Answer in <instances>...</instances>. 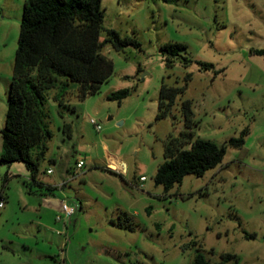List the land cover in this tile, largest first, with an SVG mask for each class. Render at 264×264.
Masks as SVG:
<instances>
[{
    "label": "rangeland",
    "instance_id": "1",
    "mask_svg": "<svg viewBox=\"0 0 264 264\" xmlns=\"http://www.w3.org/2000/svg\"><path fill=\"white\" fill-rule=\"evenodd\" d=\"M24 5L0 0V156ZM102 8V39L115 29L140 44L104 50L114 73L98 93L80 100L71 86L66 103L75 110L64 118L71 137L60 129L58 89L49 92L52 137L37 180L57 189L31 184L23 162L0 161V264H192L198 250L212 263L235 253L239 264H264V56L252 53L264 49V0H102ZM168 42L187 44L190 61L168 66L160 50ZM163 85L186 89L157 119ZM122 89L129 96L109 99ZM243 130L245 144L227 145L204 176L187 175L168 192L156 185L171 138L190 133L185 148L196 139L223 145ZM109 155L126 170L109 167ZM62 200L76 208L67 225L57 219Z\"/></svg>",
    "mask_w": 264,
    "mask_h": 264
},
{
    "label": "trees",
    "instance_id": "2",
    "mask_svg": "<svg viewBox=\"0 0 264 264\" xmlns=\"http://www.w3.org/2000/svg\"><path fill=\"white\" fill-rule=\"evenodd\" d=\"M104 12L102 0H25L19 44L16 52L13 75L8 88V109L1 129L2 151L0 161L11 165L23 162L30 170V183H37L50 193L57 186L46 185L37 180L41 159L47 153V141L52 137L50 114L47 109L49 92L58 89L54 96L58 113L64 120L67 110H75L66 103L71 86H77L80 100L99 92L101 85L114 73V63L104 50L113 47L123 50L140 43L131 37H123L115 29L107 30L101 38ZM188 46L180 42H168L160 50L167 58L168 66L177 59L190 60L183 55ZM252 53L264 56V49ZM199 66L212 69L214 65L199 61ZM188 76L187 78H189ZM186 87H161L157 119L166 117ZM129 89L109 95V99L121 100L129 96ZM187 128L195 124L192 102L182 103ZM66 137L73 135L72 124L63 121L60 126ZM247 130L239 137L230 138L218 145L211 140L196 139L191 148L183 146V139H170L165 144V161L159 165L154 176L156 185L170 191L175 184L183 182L187 175L204 176L218 167L225 155L227 145L242 147ZM47 195V193H43ZM149 211V208L147 209ZM213 253V252H210ZM235 253L221 254L220 261L212 263L198 250L192 264H239Z\"/></svg>",
    "mask_w": 264,
    "mask_h": 264
},
{
    "label": "built area",
    "instance_id": "3",
    "mask_svg": "<svg viewBox=\"0 0 264 264\" xmlns=\"http://www.w3.org/2000/svg\"><path fill=\"white\" fill-rule=\"evenodd\" d=\"M91 121H92V123L94 125H96V127H97L98 130H101V125L97 122L96 119L92 118ZM83 165H84V162L83 161H79L77 163V167L78 168L83 167ZM119 169H121V171L123 170V166H122V164L120 162H119ZM47 173L48 174H51V173H53V170L52 169H49V170H47ZM140 180L141 181H145V180H147V178H146V176H141ZM66 184H67L66 181L61 182V184L59 185V188L60 187L63 188ZM5 203H6V201H5L4 196L3 195H0V211L5 207ZM75 212H76V208H74L73 206L68 205L67 202L64 201L63 202V208H62V213H63L64 217H63V215H58L57 216V219L58 220H68V219H70V218L73 217V215L75 214Z\"/></svg>",
    "mask_w": 264,
    "mask_h": 264
},
{
    "label": "crops",
    "instance_id": "4",
    "mask_svg": "<svg viewBox=\"0 0 264 264\" xmlns=\"http://www.w3.org/2000/svg\"><path fill=\"white\" fill-rule=\"evenodd\" d=\"M109 159H110V161H109V163H108V166L110 167L111 166V163H112V166L114 167V166H116V168L118 167V165H119V162L122 164V166H124V164H125V162L122 160V159H119L117 156H115V155H109ZM115 168V167H114ZM49 170V169H48ZM125 170H126V167H125ZM53 173H54V171H53ZM53 173H51V174H53ZM62 180H64V177L62 176ZM62 180H60V182L62 181ZM67 185V184H66ZM66 185L63 187V188H65L66 187ZM45 198H48L49 196L48 195H45L44 196ZM65 200H62V201H58L59 203H60V205H59V209L62 211V208H63V202H64ZM71 219L72 218H70V219H68V220H63L64 221V223H65V225H67V223H68V221L70 222L71 221Z\"/></svg>",
    "mask_w": 264,
    "mask_h": 264
},
{
    "label": "water",
    "instance_id": "5",
    "mask_svg": "<svg viewBox=\"0 0 264 264\" xmlns=\"http://www.w3.org/2000/svg\"><path fill=\"white\" fill-rule=\"evenodd\" d=\"M124 167H126V165L124 164Z\"/></svg>",
    "mask_w": 264,
    "mask_h": 264
},
{
    "label": "bare ground",
    "instance_id": "6",
    "mask_svg": "<svg viewBox=\"0 0 264 264\" xmlns=\"http://www.w3.org/2000/svg\"><path fill=\"white\" fill-rule=\"evenodd\" d=\"M116 168V166H114Z\"/></svg>",
    "mask_w": 264,
    "mask_h": 264
}]
</instances>
